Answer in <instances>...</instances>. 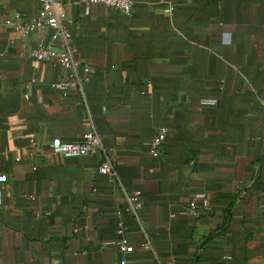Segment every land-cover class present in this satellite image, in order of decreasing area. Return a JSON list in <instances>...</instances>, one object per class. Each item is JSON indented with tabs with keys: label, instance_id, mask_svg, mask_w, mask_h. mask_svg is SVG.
Masks as SVG:
<instances>
[{
	"label": "crops",
	"instance_id": "0c3cea01",
	"mask_svg": "<svg viewBox=\"0 0 264 264\" xmlns=\"http://www.w3.org/2000/svg\"><path fill=\"white\" fill-rule=\"evenodd\" d=\"M62 2L84 97L31 57L46 33L5 24L39 1L0 0V264H264V0H133L128 15ZM90 127L105 152H51ZM104 153L116 179L97 171ZM118 215L129 254L107 244Z\"/></svg>",
	"mask_w": 264,
	"mask_h": 264
},
{
	"label": "built area",
	"instance_id": "2783aa9c",
	"mask_svg": "<svg viewBox=\"0 0 264 264\" xmlns=\"http://www.w3.org/2000/svg\"><path fill=\"white\" fill-rule=\"evenodd\" d=\"M40 8L35 16L23 21L18 12L5 20V24L12 27L21 38H25L32 30H39L48 36V41L41 39L36 47H34L30 55L35 60L45 62L54 66H58L64 70V77L60 80L51 83V86L58 89L63 94L75 92L81 97H84L83 85L89 80L90 66L75 57L77 48L74 44L73 36L63 22L64 4L62 0H38ZM86 4L101 3L119 12L128 15L131 11L133 0H78ZM168 128L166 126L157 127L154 136L149 143V154L152 157L159 155L160 148L166 139ZM51 152L62 158H78L88 155L95 149L104 148L101 145L98 134L94 128L84 132L78 139L65 140L59 137L51 140ZM97 171L101 174L108 175L111 179H116L117 175L109 157L104 153V159L98 166ZM6 174L0 173V203L3 194V184L6 182ZM127 210L131 212L136 220L137 212L141 208L143 201L140 192L132 191L126 193ZM31 200L35 197L28 196ZM208 201L203 199L202 206H207ZM196 202L192 201L189 207L194 210ZM119 214V212H117ZM116 224V238L107 242V244L116 245L120 251L125 254L133 252L134 247L129 242L127 237L128 227L124 219L118 215ZM148 242H143L142 247H148ZM118 264H127L125 259H122Z\"/></svg>",
	"mask_w": 264,
	"mask_h": 264
}]
</instances>
